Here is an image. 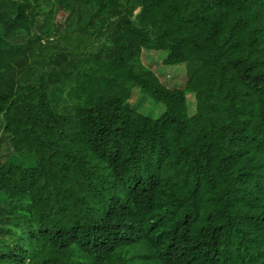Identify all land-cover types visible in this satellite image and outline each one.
Instances as JSON below:
<instances>
[{
	"label": "trees",
	"instance_id": "1",
	"mask_svg": "<svg viewBox=\"0 0 264 264\" xmlns=\"http://www.w3.org/2000/svg\"><path fill=\"white\" fill-rule=\"evenodd\" d=\"M0 264H264V0H0Z\"/></svg>",
	"mask_w": 264,
	"mask_h": 264
},
{
	"label": "rangeland",
	"instance_id": "2",
	"mask_svg": "<svg viewBox=\"0 0 264 264\" xmlns=\"http://www.w3.org/2000/svg\"><path fill=\"white\" fill-rule=\"evenodd\" d=\"M144 53H152V58L148 62H144L147 68L153 70L162 80V82L172 89H183L186 85L188 77L191 73L192 67L190 64H182L176 66H168L164 64L168 53L165 51H149L145 50ZM140 92V90H139ZM139 95V97H137ZM188 101L190 109L195 110V94H188ZM136 100L139 101L138 109L146 114L156 117L158 112L163 110V106L154 102L151 95L140 92L136 95Z\"/></svg>",
	"mask_w": 264,
	"mask_h": 264
}]
</instances>
